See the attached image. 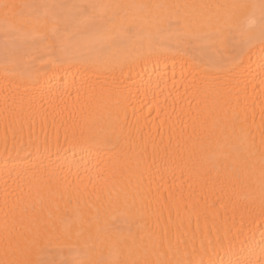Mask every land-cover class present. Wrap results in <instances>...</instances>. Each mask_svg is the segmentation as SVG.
I'll return each instance as SVG.
<instances>
[{
    "label": "bare ground",
    "instance_id": "1",
    "mask_svg": "<svg viewBox=\"0 0 264 264\" xmlns=\"http://www.w3.org/2000/svg\"><path fill=\"white\" fill-rule=\"evenodd\" d=\"M0 264H264V0H0Z\"/></svg>",
    "mask_w": 264,
    "mask_h": 264
},
{
    "label": "snow or ice",
    "instance_id": "2",
    "mask_svg": "<svg viewBox=\"0 0 264 264\" xmlns=\"http://www.w3.org/2000/svg\"><path fill=\"white\" fill-rule=\"evenodd\" d=\"M5 7H8L7 5Z\"/></svg>",
    "mask_w": 264,
    "mask_h": 264
}]
</instances>
